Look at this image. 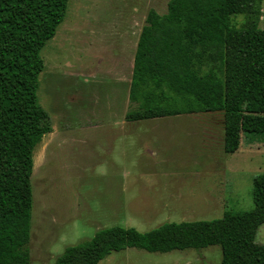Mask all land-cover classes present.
Masks as SVG:
<instances>
[{
	"label": "rangeland",
	"instance_id": "obj_1",
	"mask_svg": "<svg viewBox=\"0 0 264 264\" xmlns=\"http://www.w3.org/2000/svg\"><path fill=\"white\" fill-rule=\"evenodd\" d=\"M169 3L72 0L42 51L38 99L53 131L34 154L31 264H54L104 229L146 233L255 209L264 140L225 154L221 113L126 121L138 109L129 99L138 42L178 28ZM262 10L264 31V1ZM233 23L241 28L246 17ZM221 263V248L212 247L164 255L128 249L100 264Z\"/></svg>",
	"mask_w": 264,
	"mask_h": 264
},
{
	"label": "trees",
	"instance_id": "obj_2",
	"mask_svg": "<svg viewBox=\"0 0 264 264\" xmlns=\"http://www.w3.org/2000/svg\"><path fill=\"white\" fill-rule=\"evenodd\" d=\"M71 1L0 0V264H31L34 154L53 131L38 99L42 51ZM263 1L170 0L178 28L138 42L129 93L138 109L126 121L221 113L225 154L264 140ZM238 16L246 17L241 28ZM253 201V211L213 222L104 229L54 264H100L128 249L164 255L212 247L221 248V264H264V175L254 179Z\"/></svg>",
	"mask_w": 264,
	"mask_h": 264
},
{
	"label": "crops",
	"instance_id": "obj_3",
	"mask_svg": "<svg viewBox=\"0 0 264 264\" xmlns=\"http://www.w3.org/2000/svg\"><path fill=\"white\" fill-rule=\"evenodd\" d=\"M262 19H263V18H262ZM137 46H138V45H137ZM136 51H137V50H136ZM129 99H130V97H129ZM123 134H124L123 136L126 137L127 131H124Z\"/></svg>",
	"mask_w": 264,
	"mask_h": 264
}]
</instances>
